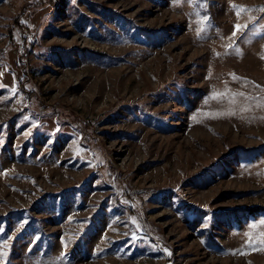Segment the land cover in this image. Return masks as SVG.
<instances>
[{
  "label": "rangeland",
  "instance_id": "rangeland-1",
  "mask_svg": "<svg viewBox=\"0 0 264 264\" xmlns=\"http://www.w3.org/2000/svg\"><path fill=\"white\" fill-rule=\"evenodd\" d=\"M262 9L0 0V264H264Z\"/></svg>",
  "mask_w": 264,
  "mask_h": 264
},
{
  "label": "snow or ice",
  "instance_id": "snow-or-ice-1",
  "mask_svg": "<svg viewBox=\"0 0 264 264\" xmlns=\"http://www.w3.org/2000/svg\"><path fill=\"white\" fill-rule=\"evenodd\" d=\"M242 10H243V7H241V11H242ZM262 10H264V9H262ZM239 15H240V11L237 12V16H239ZM240 28H241V25H240V24H236V25H235V29H236L237 31L240 30ZM233 35H235V31L233 32ZM229 47H231V45H229ZM13 94H15V92H14ZM218 95H219V94H218ZM25 119L27 120V119H29V117L25 116ZM33 126H35V125H33ZM27 134H28V133H26V135H27ZM131 223H132L133 225H137V221H136V219H135V218H132ZM125 226H127V225H125ZM137 227H139V226L137 225ZM132 238L135 239V233H133ZM65 247H67L66 244H65ZM165 251H167V249H165ZM0 255H6V253L0 252ZM65 255H66V253H65ZM169 255H170V253H169Z\"/></svg>",
  "mask_w": 264,
  "mask_h": 264
},
{
  "label": "trees",
  "instance_id": "trees-1",
  "mask_svg": "<svg viewBox=\"0 0 264 264\" xmlns=\"http://www.w3.org/2000/svg\"><path fill=\"white\" fill-rule=\"evenodd\" d=\"M52 1H54V0H52ZM56 1V0H55Z\"/></svg>",
  "mask_w": 264,
  "mask_h": 264
}]
</instances>
